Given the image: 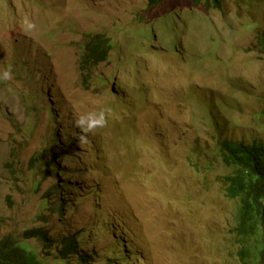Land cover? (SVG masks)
<instances>
[{
  "label": "rangeland",
  "instance_id": "1",
  "mask_svg": "<svg viewBox=\"0 0 264 264\" xmlns=\"http://www.w3.org/2000/svg\"><path fill=\"white\" fill-rule=\"evenodd\" d=\"M222 2L0 0L2 237L75 235L101 264H243L219 143L264 141V0ZM87 33L114 45L89 75Z\"/></svg>",
  "mask_w": 264,
  "mask_h": 264
},
{
  "label": "trees",
  "instance_id": "2",
  "mask_svg": "<svg viewBox=\"0 0 264 264\" xmlns=\"http://www.w3.org/2000/svg\"><path fill=\"white\" fill-rule=\"evenodd\" d=\"M164 1L150 0V7ZM200 2L194 0L196 5ZM205 5L208 9H220L222 0H205ZM82 49L81 71L91 73L109 59L114 45L103 34L88 33ZM219 145L226 166L231 168L223 182L226 196L241 203L236 213V227L230 231L238 247V257L243 264H264V141L256 140L247 145L224 140ZM54 159L53 156L47 163L48 171L62 163L60 158L56 162ZM65 185H69V179ZM59 207L57 210L62 212L64 206L59 203ZM33 239L42 242L46 256L30 244L29 241ZM53 242L54 239L44 227L29 229L20 237H2L0 234V264H65L77 253L68 246L55 254ZM78 264H93V257L90 253L82 254Z\"/></svg>",
  "mask_w": 264,
  "mask_h": 264
},
{
  "label": "clouds",
  "instance_id": "3",
  "mask_svg": "<svg viewBox=\"0 0 264 264\" xmlns=\"http://www.w3.org/2000/svg\"><path fill=\"white\" fill-rule=\"evenodd\" d=\"M203 0H201V2H202ZM165 2V1H164ZM163 2V3H164ZM200 2V3H201ZM163 3H161V4H163ZM200 3L199 4H197V5H200ZM223 3V2H222ZM161 4H159V5H161ZM149 6H150V0H149ZM206 6V5H205ZM155 7H157V6H155ZM207 8V7H206ZM221 8H222V6H221ZM220 8V9H221ZM208 9V8H207ZM212 9H216V8H212ZM219 9V10H220ZM210 10V9H209ZM25 23H26V25H27V28H29V29H31L32 27H34V25L31 23V22H28L27 20L25 21ZM88 34V33H87ZM84 42H85V40H84ZM83 46V45H82ZM83 50L84 49H82L81 48V60H82V54H83ZM108 61V60H107ZM106 61V62H107ZM105 63V62H104ZM101 65V64H100ZM99 65V66H100ZM98 66V67H99ZM80 67H81V61H80ZM98 67H97V69H98ZM85 73V75H89L90 73H87V72H84ZM91 73H93V72H91ZM11 76H12V72H11V69L10 68H8V69H6L5 71H3L2 73H0V80H9L10 78H11ZM77 126L78 127H81L82 128V130L85 132V133H87V132H90L92 129H94L96 126H103L104 125V123H105V118H104V113H103V111L102 112H100L99 113V115L98 116H96V115H89V117L87 118V120H85V118L84 117H81V118H79L78 120H77ZM85 124H86V127H85ZM54 157H55V155H54ZM60 159H61V162L62 163H58V164H56V165H59V164H64V162H63V160H62V157H60ZM59 160V159H58ZM59 166H57V168H58ZM66 169V168H65ZM64 169V172L65 173H67V170H65ZM56 176L57 175H60V176H63V177H67L66 178V180L67 179H69V181L71 182V180H70V177L67 175V174H64V173H62V172H60L59 171V169H56V174H55ZM82 175V174H81ZM59 177V176H58ZM69 185H70V183H69ZM68 185V186H69ZM64 186H65V184H64ZM67 186V187H68ZM71 186V185H70ZM59 203L61 204V205H63L64 206V203L63 202H61L60 200H59V202H58V204H57V208H60L59 207ZM64 209H65V206H64ZM58 211V210H57ZM64 212V210H62V212H59L58 211V213H63ZM48 231V230H47ZM49 232V231H48ZM49 235L54 239V242H53V251L55 252V254H56V252H57V254H58V252H59V250L61 249V248H67L68 246H70L71 247V250H73V251H75L76 250V252L77 251H83V248L81 247V244H80V242H79V240H78V238L75 236V235H70V236H64V237H62L61 239H58L57 238V236H55V235H52L50 232H49ZM46 253H47V251H46ZM74 258H75V263H71V264H78V261H79V257H77L76 256V253L74 254V256H73ZM73 257H71V258H73ZM70 258V259H71ZM69 259V260H70ZM60 261V260H59ZM68 262V260L65 262V264ZM101 264V263H99L98 261H96V260H94V258H93V264Z\"/></svg>",
  "mask_w": 264,
  "mask_h": 264
}]
</instances>
